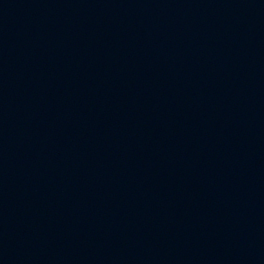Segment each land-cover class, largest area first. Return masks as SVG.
<instances>
[{"label": "water", "instance_id": "water-1", "mask_svg": "<svg viewBox=\"0 0 264 264\" xmlns=\"http://www.w3.org/2000/svg\"><path fill=\"white\" fill-rule=\"evenodd\" d=\"M0 264H264V0H0Z\"/></svg>", "mask_w": 264, "mask_h": 264}]
</instances>
